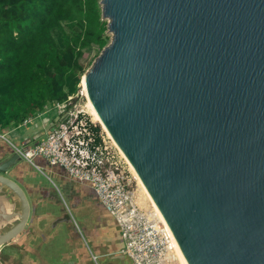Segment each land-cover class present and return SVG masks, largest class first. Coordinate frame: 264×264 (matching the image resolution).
<instances>
[{"label":"water","instance_id":"95a60500","mask_svg":"<svg viewBox=\"0 0 264 264\" xmlns=\"http://www.w3.org/2000/svg\"><path fill=\"white\" fill-rule=\"evenodd\" d=\"M99 5L110 40L80 84L186 264H264V0ZM19 162L0 155V249L27 234Z\"/></svg>","mask_w":264,"mask_h":264},{"label":"trees","instance_id":"16d2710c","mask_svg":"<svg viewBox=\"0 0 264 264\" xmlns=\"http://www.w3.org/2000/svg\"><path fill=\"white\" fill-rule=\"evenodd\" d=\"M106 31L99 0H0V132L73 96Z\"/></svg>","mask_w":264,"mask_h":264},{"label":"built area","instance_id":"2783aa9c","mask_svg":"<svg viewBox=\"0 0 264 264\" xmlns=\"http://www.w3.org/2000/svg\"><path fill=\"white\" fill-rule=\"evenodd\" d=\"M84 99L79 86L65 102L47 105L42 113L22 122L25 127L52 110L55 118L42 141L13 143L6 131L0 132V141L36 170L41 171V160L62 170L69 180L87 185L118 225L124 242L122 253L132 264H173L176 254L169 230L151 205L139 204L128 162L107 133L88 118L86 106L74 102Z\"/></svg>","mask_w":264,"mask_h":264},{"label":"crops","instance_id":"0c3cea01","mask_svg":"<svg viewBox=\"0 0 264 264\" xmlns=\"http://www.w3.org/2000/svg\"><path fill=\"white\" fill-rule=\"evenodd\" d=\"M50 112V114H53L52 110ZM50 124L49 127L44 130V133L48 131V129H50ZM17 128L20 129L23 127L19 125L16 127V129ZM14 141L18 143V141ZM6 145L7 144L5 142L0 141V155L2 152L10 150L8 145ZM38 163L41 166L43 165V162L38 161ZM52 173H54L53 176L55 177L56 182L60 187V194L65 198L68 206L71 207L73 213L80 218V215L85 212L87 206L89 208L92 207L93 214L90 213L89 215L93 216L96 220L95 223L86 225V228H88L89 239L92 246V248L89 249L91 251L90 256H88L86 249L80 245L76 235L68 234L65 237V241L67 240L68 236H71L72 238L69 239L70 247L67 249V254L64 255V253H61V256H63L64 259L63 263L91 264L92 261L91 259H89L91 258V255L98 259L100 257L109 256L110 254H117L120 252L122 253L124 242L122 240L119 227L114 219V222H112L107 216L109 214L100 205L93 191L85 185H81L69 180L64 172L59 168H52ZM11 175L14 176L17 183H20L21 187L27 194L30 215L27 225L25 226L27 232L26 238L31 234L30 232L32 230L40 228L43 229V232L38 231V233H42L47 242L45 244H39L40 241L38 239L36 242V251L41 252V250L39 249L42 248V245H46L51 242L50 238L52 235H63L64 228L63 223L59 221L60 215L57 213L55 207L53 206V199L51 200V195L49 192L50 190L36 180L34 176L35 173L27 164H25V162H19L11 171ZM138 202L142 207L150 206V201L146 202L139 196ZM67 221L68 222L64 223L70 224V220L68 217ZM22 237L25 238V236L22 235L21 240ZM58 238L59 236L57 237V239ZM42 242L44 241L42 240ZM23 244L24 242H20L18 246H22ZM29 249L30 248L27 247L28 251Z\"/></svg>","mask_w":264,"mask_h":264},{"label":"rangeland","instance_id":"374dc122","mask_svg":"<svg viewBox=\"0 0 264 264\" xmlns=\"http://www.w3.org/2000/svg\"><path fill=\"white\" fill-rule=\"evenodd\" d=\"M105 34L108 36L110 40V34H108L107 32ZM95 52L96 50L91 55L93 58L95 57ZM91 56L89 58H91ZM80 87L84 89L82 86V83L80 84ZM74 102L75 104L86 106L84 108L86 110L88 118H90L93 122H95L98 126H100V129L101 128L103 129V127H101L99 120L96 119V115L94 114L93 110L89 106L87 98L86 100L85 99L81 101L75 100ZM50 113L37 117L30 123H26L25 127H23L21 123L20 126L23 128L16 129V127L15 128L11 127L7 129L6 132L8 133L7 134L8 139H10L13 143L15 142L14 140L20 143L21 142L25 143V141H30L31 143L42 141L45 137L44 130L49 127V124L52 123L55 118L54 114H50ZM28 166L35 173L34 176L36 180L40 182V184H42L43 186H45L46 188L50 190L49 192L51 195V200L53 199L52 200L53 206L55 207L57 213L59 215H62V213H64L65 216L69 218L70 224L63 223V228H64L63 235L62 236L58 234L52 235L50 238L51 242L49 244L42 245L41 246L42 248L39 249L41 250V252L36 251V248H37L36 242H37V239L40 241V243L38 242L39 244H43V243L45 244L47 242L44 238V235L42 233L40 234L38 233V231L43 232L42 231L43 229L40 228V229L32 230L30 232L31 234L28 235L27 238L22 237L23 241L20 240V242H24L22 246L11 245V246L0 249V264H35V263L37 264H65L63 263L64 259H63V256H61V253H64V255H66L67 249L70 247L69 239L72 237L68 236L67 240L65 241V237L68 234L69 235L75 234L76 237L78 238L80 245L86 249L88 256H90L91 251L89 249H91L92 246H91V242L89 239L88 228H86V225H89L90 223L93 224L96 222L95 218L89 215L90 213L93 214V208L92 207L89 208L87 206V209L85 210V212L82 213V215H80V218H79L77 215L73 213V211L71 210V207L68 206L65 198L60 194V187L58 183L56 182L55 177L53 176L54 173H52V168L42 165L41 171H38L32 166L30 165ZM130 170L133 172L135 176V173L131 167H130ZM135 180L137 184L138 196L142 198L143 200H145L146 202L150 201L149 204L152 206L150 198L147 196V193L142 188L141 184L138 182L136 177H135ZM107 216L110 218L112 222H114L113 218L110 215H107ZM58 236L59 238L57 239ZM42 240L44 242H42ZM27 247L30 248L29 251L27 250ZM25 248H26V251H25ZM92 257L94 256L91 255V258L89 259H92ZM176 259L177 260H175L173 264H180L177 254H176Z\"/></svg>","mask_w":264,"mask_h":264},{"label":"bare ground","instance_id":"6f19581e","mask_svg":"<svg viewBox=\"0 0 264 264\" xmlns=\"http://www.w3.org/2000/svg\"><path fill=\"white\" fill-rule=\"evenodd\" d=\"M82 86H83V88H84V84H83V82H82ZM83 91H84V93H85V89H83ZM85 95H86V93H85ZM86 98H87V95H86ZM87 100H88V98H87ZM88 104H89V106L91 107V109L93 110V108H92V106H91L89 100H88ZM93 112H94V110H93ZM94 114L96 115L95 112H94ZM96 119H98L97 115H96ZM98 120H99V119H98ZM99 122H100V121H99ZM121 154H122V153H121ZM129 166H130V165H129ZM134 177L137 178L136 174H135ZM137 180H138V182L141 184V182H140V180H139L138 178H137ZM141 186H142V184H141ZM142 188H143V186H142ZM143 189H144V188H143ZM144 190H145V189H144ZM145 192H146V191H145ZM147 196H148V194H147ZM148 197H149V196H148ZM151 204H152L153 209L155 210V212L158 214L159 218L161 219V221L164 223L162 217L160 216L158 210L156 209V207L154 206V204L152 203V201H151ZM164 224H165V223H164ZM173 246H174V248H175V252H176L175 254H177V257H178V260H179L180 264H186V262H185V260L183 259V257H182V255H181V253H180V251H179V249H178L176 243L174 242V240H173Z\"/></svg>","mask_w":264,"mask_h":264},{"label":"flooded vegetation","instance_id":"af4514ba","mask_svg":"<svg viewBox=\"0 0 264 264\" xmlns=\"http://www.w3.org/2000/svg\"><path fill=\"white\" fill-rule=\"evenodd\" d=\"M24 190V189H23ZM25 192V191H24ZM25 194H26V192H25ZM26 197H27V194H26ZM59 221L61 222V223H64V222H68L67 221V217H65V214L64 213H62V215H60V217H59ZM18 246V245H17ZM20 246V245H19ZM4 248V247H3Z\"/></svg>","mask_w":264,"mask_h":264}]
</instances>
